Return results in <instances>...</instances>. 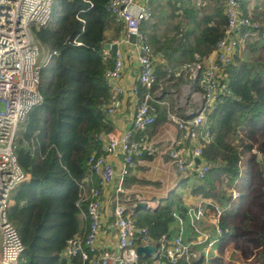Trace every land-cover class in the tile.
<instances>
[{
  "label": "trees",
  "instance_id": "obj_1",
  "mask_svg": "<svg viewBox=\"0 0 264 264\" xmlns=\"http://www.w3.org/2000/svg\"><path fill=\"white\" fill-rule=\"evenodd\" d=\"M54 1L56 9L48 22L31 25L36 43L39 47L47 45L49 53L39 68L41 100L29 110L22 122L23 129L14 139L16 160L27 176L9 196L7 206L8 220L15 226L23 246L15 264H53L54 261L81 264L77 257L63 256L62 249L68 237H83L87 230V217L80 212L85 211L90 195L75 204L78 182L88 174L89 154L99 152L101 141L96 135L112 129L103 114L110 100L103 76L112 67L115 54L112 50L103 53V44L123 34L124 23L105 11L107 0ZM247 3L248 0H241L240 8L248 15L250 24L243 28L236 49L230 61L222 66L219 77V82L230 92L209 110L211 136L197 142L211 166L201 177L194 173L183 177L188 179L190 194L197 204L187 207L180 194L173 192L160 199L153 210L123 211L136 224L145 225L154 239L162 233L181 232L182 242L191 238L193 246L200 247L207 239L196 241L195 235L210 227L205 221V209L215 211L220 207L222 216H230L235 210L229 187L240 175L241 136L264 110V97L259 91L264 84V0L260 3L255 0L256 5L251 6L249 13ZM182 9V14L191 18L193 29L197 30L191 37L159 41L147 36L144 31L151 13L139 25L151 52H162L165 64L174 60L175 63L199 60L222 34L225 15L221 0H208ZM198 12L199 19L194 17ZM175 44L182 48L176 55L178 58H173L170 52ZM162 73L164 69L156 63V74ZM189 81L199 88L197 81ZM143 91L145 88H138V94ZM198 206L202 210L196 220L195 212L188 209L196 210ZM218 225L221 229L226 227V233L232 229L222 217ZM194 226L198 229L194 230ZM216 238L214 245H219L227 235L222 231ZM209 254L214 253L210 250ZM217 259L216 255L211 256L210 264H215ZM202 261L203 256L189 262L180 257L175 263L166 264H201Z\"/></svg>",
  "mask_w": 264,
  "mask_h": 264
},
{
  "label": "built area",
  "instance_id": "obj_2",
  "mask_svg": "<svg viewBox=\"0 0 264 264\" xmlns=\"http://www.w3.org/2000/svg\"><path fill=\"white\" fill-rule=\"evenodd\" d=\"M54 0H0V264H15L23 246L15 226L8 220L7 206L11 187L26 180L27 176L18 164L15 156L14 139L17 135V122H23L29 110L41 100L39 91V68L44 63L39 58V46L36 43L31 25H45L52 14ZM225 24L222 34L216 39L209 55L205 58L188 61L167 68L174 76L187 77L197 81L198 87L190 81L181 86L185 90L190 86L192 106L174 105L166 113V120L180 129L181 138L188 141L189 150H184L181 141L168 142L166 152L170 160L182 172V176L194 173L201 177L210 168L211 162L205 160L201 147L197 144L211 136L205 126V111L210 110L221 98L228 94L229 88L219 82L222 66L228 63L236 48L243 28L250 24L248 15L243 14L240 0H221ZM105 11L124 23V33L109 41L116 48L112 67L104 73V83L109 89V102L105 104V114H113L115 96L124 92V84L118 82L122 70L120 52L117 45L131 43L138 64L137 82L145 88L134 100L130 126L122 133L113 131L100 132L96 138L101 141L99 152H91L87 158L88 174L78 182V200H83L88 194L85 211L80 214L87 217V230L83 237L77 235L66 239L62 255L66 258L77 257L81 264H166L175 263L181 256L188 254L186 243L179 235L162 233L152 238L145 225L136 224L124 214L125 207L115 203L112 207V226L116 234V252L97 246L100 219L99 196L100 188L113 179H117L116 192H123L125 176L135 165L136 155L144 149L151 150L146 145V134L135 138V133L145 129L154 120L151 104L159 91L150 93L151 85L157 82L154 61L162 57V52L152 53L151 46L145 41V34L139 29L142 20L148 18L151 9L148 0H107ZM135 8V10H131ZM254 25V24H253ZM111 50L103 46V53ZM138 85L129 87V92L138 93ZM160 89V88H158ZM106 115V116H107ZM182 147V148H181ZM119 152L121 160L116 169L107 160L110 153ZM195 159L198 162L195 164ZM233 196L237 192L231 188ZM95 197V198H94ZM231 198V196H230ZM221 208L213 212L214 223L218 232L227 231L218 225L222 217ZM231 218V216H230ZM207 242L203 252L195 257H202L201 264H210L213 240L209 233L202 234ZM150 243L154 245L157 256L149 259L140 257L136 245ZM186 257V256H185ZM53 264H59L54 261Z\"/></svg>",
  "mask_w": 264,
  "mask_h": 264
},
{
  "label": "crops",
  "instance_id": "obj_3",
  "mask_svg": "<svg viewBox=\"0 0 264 264\" xmlns=\"http://www.w3.org/2000/svg\"><path fill=\"white\" fill-rule=\"evenodd\" d=\"M207 1L208 0H148L151 8V16L147 20L149 25L146 27L144 32L147 36H153L159 41L166 38L174 40L180 36L191 37L193 33L196 34L197 30L193 29V22L191 18L182 14V7H188L191 4H204L207 3ZM257 1L260 3V0ZM254 3L255 0H248L247 10L249 11L246 12H250L251 6L256 5ZM131 10H135V8H131ZM194 17L199 19L200 13H195ZM211 49L200 59L209 55ZM117 50L120 52L122 62L121 75L117 81L124 84L125 90L123 93L115 96L113 114L104 115H107L108 121L112 126V129L109 131L122 133L130 126L134 100L139 96L138 93L133 94L129 92L128 89L133 84H137L138 87L142 86H140L137 82L139 67L136 62L131 43H120L117 45ZM178 51L180 53L182 48L177 47V44L170 49L173 58H178V56H176ZM193 55V58L197 57L196 52H194ZM176 61L177 60L172 61V64H165L163 55L161 58H158L156 63L161 64V68L162 70L164 69V73L159 75L156 74L158 76L157 82L155 85L152 84L153 87L152 85L150 87L151 94L154 93L156 87L160 88L159 94L154 96L155 100L151 101L153 107L152 111L154 112V120L145 129L135 133V138L143 133L146 134L147 138L145 143L151 150L144 149L140 155H136L134 167L129 171L123 180V192H116L117 179H113L108 184L100 188V195L98 197L100 227L97 241V246L99 248H107L110 252H116L117 250L116 234L112 226V207L115 203H121L125 207V210H129L130 212L131 209L135 208V201L142 200L147 203L148 207L141 209L150 208L153 210L156 208L159 202L158 200L169 197L170 194L174 192L176 194H180L182 202L185 206L191 207L197 204L195 203L197 202V199L192 197L193 195L190 194L188 179H183V177L186 176H182V172L177 169L176 165L170 160L166 152L167 143L173 142L174 140H180L182 144L181 146L185 148L184 150H189L188 141L187 143H184L185 140L181 138L180 129L176 128L172 123L166 120L167 111L172 109L174 105H193V101L190 96V90L192 88L189 86L188 89L185 90L181 87L185 85L189 79L187 77H182L181 75L174 76L170 72L168 75L166 74L167 68L173 69L175 66L181 64L178 62L175 63ZM192 82L194 83L195 81ZM207 111H205L206 116L204 124L210 130L211 127L208 117L209 110ZM107 160L111 163L114 169H116L120 163L121 155L119 152L110 153L107 156ZM188 210L191 213L195 212V217H193V215L192 217L196 220L197 217L201 216L202 209L199 206L196 210L190 208ZM205 212V221L210 224V227H206L196 233L195 240L200 241L205 239L202 234L208 232L209 238L213 240L212 248L219 249L220 245L225 240L222 243H219V245H214L217 239L216 237L220 234V232L215 229L214 223L211 221V218L214 217V211L206 208ZM230 216L226 215L227 219L223 218L224 223L230 219ZM223 217H225V215H223ZM196 226L199 228L198 224ZM196 226H194V230L198 229ZM200 234L202 237H199ZM169 235L180 236L181 232L180 234L174 232ZM192 240L193 239L190 238L185 242L188 254L181 256L187 262L197 259L198 257H195L196 254L199 252L201 253V247L204 245L202 243L200 247L198 246L200 248L199 249L198 247L193 246L194 243Z\"/></svg>",
  "mask_w": 264,
  "mask_h": 264
},
{
  "label": "rangeland",
  "instance_id": "obj_4",
  "mask_svg": "<svg viewBox=\"0 0 264 264\" xmlns=\"http://www.w3.org/2000/svg\"><path fill=\"white\" fill-rule=\"evenodd\" d=\"M51 8L53 13L55 1ZM39 48V58L44 63L49 49L47 45H40ZM159 90L155 88L156 92ZM259 91L264 97V84L259 87ZM22 129L23 123L17 122V133ZM241 137L240 175L234 185L229 187L230 199H235V210L231 218L225 221L226 226L232 229L228 233L224 232L227 238L219 249L214 248L213 255L218 258L215 264H264V110ZM20 183L11 187L9 196ZM231 188L237 192L236 197ZM224 219H227L226 215Z\"/></svg>",
  "mask_w": 264,
  "mask_h": 264
},
{
  "label": "water",
  "instance_id": "obj_5",
  "mask_svg": "<svg viewBox=\"0 0 264 264\" xmlns=\"http://www.w3.org/2000/svg\"><path fill=\"white\" fill-rule=\"evenodd\" d=\"M103 46L109 47L112 51H115V48H116L115 43L105 42L103 44ZM103 114H105V110H103ZM134 207L135 208H147L148 206H147V203L145 201L137 200V201H135ZM199 237H202V235L200 234ZM155 248L156 247L154 245H152L150 243H146L143 245H136L135 251L142 258L148 257L150 252H153L150 257L155 258L157 256V253L155 252Z\"/></svg>",
  "mask_w": 264,
  "mask_h": 264
}]
</instances>
